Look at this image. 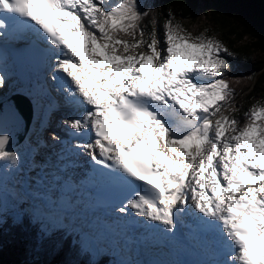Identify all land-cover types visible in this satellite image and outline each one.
<instances>
[{"label": "snow or ice", "instance_id": "6c2138e0", "mask_svg": "<svg viewBox=\"0 0 264 264\" xmlns=\"http://www.w3.org/2000/svg\"><path fill=\"white\" fill-rule=\"evenodd\" d=\"M146 15L138 0H0V30L9 18L32 33L33 53L61 83L66 103L87 106L67 122L95 136L83 149L109 179L135 189L118 211L171 232L191 200L216 234L223 259L215 264H264V104L252 106L243 125L225 116L234 90L218 77L228 49L172 19L162 42L155 29L145 39ZM116 28L131 30L133 41L114 38ZM120 44L124 53L148 51L118 54ZM5 83L0 75V88ZM10 139L0 132V160L15 162Z\"/></svg>", "mask_w": 264, "mask_h": 264}, {"label": "trees", "instance_id": "16d2710c", "mask_svg": "<svg viewBox=\"0 0 264 264\" xmlns=\"http://www.w3.org/2000/svg\"><path fill=\"white\" fill-rule=\"evenodd\" d=\"M199 3L204 15L211 13L216 27L212 31L207 29L205 36L214 34L228 49L221 55L230 58L236 66L247 68L251 76L258 71L241 105L236 102L235 108L225 114L243 125L245 113L254 105L264 104V0H138L139 11L147 13L140 20V27L144 29L145 39L153 29L164 33L163 25L169 19L185 30L181 19H192ZM244 35L250 42L239 49L234 43ZM251 50L261 53V60L251 63ZM138 52L136 49L135 54ZM114 259L108 254L92 258L81 247L75 230L54 229L44 233L40 224L26 214L18 221H0V264H118Z\"/></svg>", "mask_w": 264, "mask_h": 264}, {"label": "rangeland", "instance_id": "374dc122", "mask_svg": "<svg viewBox=\"0 0 264 264\" xmlns=\"http://www.w3.org/2000/svg\"><path fill=\"white\" fill-rule=\"evenodd\" d=\"M119 2H121V0H109V5L115 6ZM105 9L108 10V6H105ZM211 18V13L208 15H204L202 13L201 3H199L198 8L193 13L192 19H181L185 26V30L182 31L191 33L193 36L208 34L209 31H206L207 29H209L210 31H212V29H216V27L212 23ZM137 35L138 34H136V37ZM112 36L120 40L128 39L129 41H131L133 39L131 30L121 31L120 28L112 30ZM156 36L158 41L162 42L163 32L161 31L159 33L158 31H156ZM211 37L216 39L214 34H211ZM138 38L139 37H137V39ZM249 42L250 38L247 35H244L238 41H236L234 45L241 49V46L243 44H247ZM101 43H103V41H101ZM116 47L118 54L134 55L136 53V49L140 50V52L148 51L146 45H142L136 49L129 48L128 53L123 52V44L117 45ZM160 47L161 44H158L157 48L159 49ZM249 57L251 58V63L258 62L259 60H261L262 54L256 50H251ZM222 58L228 61L229 66L218 78L225 80L228 87L234 90L233 96L226 97L231 102L225 105L222 109L225 115L227 112L235 108L236 102L240 103L241 105V103L243 102L242 97L251 87L252 81L258 71L256 70L257 72L251 76L249 75V71L247 70V68L236 66L230 58H226L223 56ZM97 59H99V57H97ZM49 96L51 100L53 94L49 92ZM58 101H62V104H67L63 98H59ZM80 109L81 108H77L78 113L81 114ZM68 113L71 115V117H73V113L74 115L76 114L75 112ZM49 120L56 123L59 122L58 120L53 118V115H50ZM71 120L73 119H70V121ZM62 126L65 129H69V127L63 123ZM56 134L57 133L55 131H52V129L45 127L43 130L38 132V136L36 138L32 140L30 139V143H37L39 140H41V142L43 140L52 141L51 139L54 140L55 137L52 135ZM42 137H45V139H43ZM52 144L56 148H61V157L54 155L53 150L49 149V154H47V157H44V159H42L41 152H44L45 148L32 144L30 145V147H28L27 151H25V155L22 158H18L15 162L10 161L7 163H2L3 161L0 160V221L3 219L18 221L23 214H26L33 221L40 224L41 230L44 233L54 229H58L61 231L74 229L81 232V226H79L80 223L78 220L79 215L77 214V212H75L77 210H74L73 216H70V213L66 215L64 214V206L69 205V202L68 204H66V201H72L73 204L75 203L72 200L74 198H70V196L76 193V191L70 190L69 192L65 193L64 188L60 187L58 182L63 178V173L65 176V174H69V172L73 171L72 173H70L73 178L67 183L69 184V186H72L74 183H76L77 181L75 177L77 173L74 172L73 169L76 166L77 172H79L86 160L85 158L80 159L82 158L80 153H73L67 150H64L65 152L62 151V143H60L59 141L54 140V142L52 141ZM165 151H168V149H165ZM84 152L88 154V151L84 150ZM43 154H45V152ZM61 160H63V162H61ZM69 161L71 163H68ZM23 163L26 164L23 165ZM46 164L50 165L53 170H51V168ZM27 166L29 168H26ZM17 167L20 168L22 173L18 174ZM28 174L30 175L28 176ZM16 175H18V177H16ZM43 177H46V180ZM43 182L46 183L48 187L44 188V186H42L44 189L41 190V184ZM45 192L50 193L51 196L47 195ZM52 201L54 203H57L56 201H60L63 206H54L51 204ZM111 236L112 238L106 237L104 240H95L94 243L96 248H93L91 241H89V246L93 248V250L90 249L87 245V239H83L82 236L79 237V243L81 247L89 251L92 258H96L99 254H108L114 256V260L118 264H144L146 261L151 262V264H157L156 261L152 259L151 253L147 254V259H144L142 258L141 254L143 252L142 249L138 250V248L129 247V250H127L120 242H117V240L113 238V234ZM165 254L166 251H164V253L162 254L163 257H165ZM159 264L180 263L171 258Z\"/></svg>", "mask_w": 264, "mask_h": 264}, {"label": "bare ground", "instance_id": "6f19581e", "mask_svg": "<svg viewBox=\"0 0 264 264\" xmlns=\"http://www.w3.org/2000/svg\"><path fill=\"white\" fill-rule=\"evenodd\" d=\"M8 84H9V82L6 81L5 85L2 88H0V96L2 94H5V93L7 94L9 92H11L10 94H15L16 92H19V93H22V94H25L26 96H28L30 98L31 102H32V113H33V115H32V120L30 122V126L28 128L27 133H26V136H25L24 140L19 145L9 149L10 151H15L17 153V157L18 158H22L25 155V151H27L28 147H30V145H32V144H36V143H30V139L32 140V139L36 138L38 136V132H40L45 127H47L48 124H50V121H49L50 112H55V111L59 110V108H56V106H57L56 102H58V98H56L55 102L51 103V102L48 101L49 95L47 94V90H44L43 95H40V94L34 93V88H32V87L20 88V87H17L15 85H8ZM60 102H61L60 105H63L62 101H60ZM84 107H87V106H84ZM77 108H79V107H73V106L71 107V109H74L76 111L75 112L76 116L74 115V118H79V115H80L78 113ZM85 110H80V112L83 113V112H85ZM72 112H74V111H72ZM61 118H62V120L57 122V123L54 122V121L53 122L51 121V125L53 127L55 126L56 130L58 131V133L65 132L66 129L62 126V123L65 124V123H67V121H70V118H68L67 116L63 115ZM42 138L45 139V137H42ZM42 138H40V139H42ZM51 140L54 142L55 139L54 140L51 139ZM52 141H50V140H46V141L43 140L42 142H41V140L38 141L36 146H39V147L42 146V148H45V150H44L45 154H43L44 152H41L42 153V155H41L42 159H44V157H47V154H49V152H48L49 149L53 150L54 155H57V156L61 157V155H62V152L60 151L61 148H56L52 144ZM69 147H72L73 149H77V147H74L72 143H66L65 147H64V150H67V148H69ZM77 152H80V155L82 156V158H80V159H84V158H86V156H87V159H88V157H89L88 154H86L84 151H81V149H79ZM29 160H30V158H29ZM1 161H3L2 163L10 162L9 160H1ZM61 162H63V160H61ZM24 164H26V163H23V165ZM28 166L26 168L30 167V166L29 167ZM47 166L50 167V165H47ZM17 168H18L17 169L18 174L22 173L20 168L19 167H17ZM50 168H51V170H53L52 167H50ZM73 170H74V172L78 173L77 172V167H74ZM63 172H64V169H63ZM72 172H69V174L66 175V179L67 180L72 178V175L70 174ZM29 175L30 174H28V176ZM16 177H18V175H16ZM80 177H82V175L78 173L76 175V178H80ZM43 178H45V180H46V177H43ZM42 184H44V185H42ZM42 184H41V190L44 189L45 187H48L46 183L43 182ZM42 186H44V188ZM72 188H74V186H72ZM45 193L47 195L51 196L50 193H48V192H45ZM56 202L57 203H54L52 201L51 204L54 205V206H58V207H62L63 206V204L60 201H56ZM192 210L193 209H192L191 201L189 200L187 202L186 207H185V211L187 213L191 214ZM156 249L162 253V251L160 250L159 246ZM173 259L176 260V258H174V257H173Z\"/></svg>", "mask_w": 264, "mask_h": 264}, {"label": "water", "instance_id": "95a60500", "mask_svg": "<svg viewBox=\"0 0 264 264\" xmlns=\"http://www.w3.org/2000/svg\"><path fill=\"white\" fill-rule=\"evenodd\" d=\"M10 93L0 96V132L11 137L8 150L24 140L32 120L29 98L18 92Z\"/></svg>", "mask_w": 264, "mask_h": 264}]
</instances>
